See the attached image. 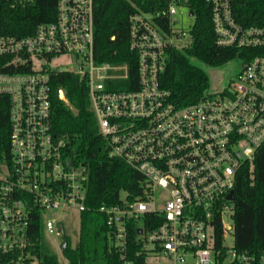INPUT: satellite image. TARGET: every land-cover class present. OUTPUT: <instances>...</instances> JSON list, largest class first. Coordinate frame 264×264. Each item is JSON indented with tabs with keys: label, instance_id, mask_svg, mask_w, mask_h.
I'll return each mask as SVG.
<instances>
[{
	"label": "built area",
	"instance_id": "1",
	"mask_svg": "<svg viewBox=\"0 0 264 264\" xmlns=\"http://www.w3.org/2000/svg\"><path fill=\"white\" fill-rule=\"evenodd\" d=\"M159 1V8L128 17L134 80L127 63L95 59L93 0H58L55 19L32 35H0V66L20 69L0 72L10 155L0 168V264H37L33 217L43 218L45 235L62 238L58 213L89 210L87 170L72 163L52 131V72L85 80L108 156L143 177L141 196L130 201L124 193L118 203L98 208L121 264H133L125 257L131 228H137L135 255L146 264H264V249L257 255L234 249L233 201L227 199L239 169L252 164L264 143V25L238 23L232 0H207L215 45L244 51L247 59L239 60L226 87L176 106L160 76L167 51L191 43L194 15L187 0ZM57 58H67L69 68L52 66ZM58 98L66 100L62 89ZM153 214L160 222L149 219L153 226L145 228L143 218Z\"/></svg>",
	"mask_w": 264,
	"mask_h": 264
},
{
	"label": "trees",
	"instance_id": "2",
	"mask_svg": "<svg viewBox=\"0 0 264 264\" xmlns=\"http://www.w3.org/2000/svg\"><path fill=\"white\" fill-rule=\"evenodd\" d=\"M58 0H0V35L17 38L33 34L40 23L55 19ZM159 0H93L94 54L98 62L127 63L134 80L135 65L128 46V17L136 9L148 11L160 7ZM194 19L189 31L191 43L167 51L166 64L160 84L170 91L176 106L192 104L204 97L209 88L205 67L214 69L225 62L246 60L244 51L215 45L211 22V5L207 0H187ZM235 20L244 25H264V0H232ZM111 37H114L111 40ZM4 59L0 57L1 61ZM0 66V72H17ZM24 72L31 71L25 67ZM51 122L52 131L63 139L65 155L74 164H82L88 173L86 204L89 210L79 213V231L72 247L69 238L62 250L68 264H121V252L111 245L112 235L106 225V216L98 212L100 206L118 203L127 193L130 201L141 196L143 177L123 161L108 156L96 118L90 108L88 87L84 79L69 72H52ZM129 88V87H128ZM62 89L65 101L58 98ZM117 89V88H116ZM126 89V86L118 87ZM9 103L0 99V168L10 164ZM233 244L237 252L259 254L264 249V143L258 148L252 164L239 169L233 188ZM160 222L158 215L143 218L145 228ZM32 253L37 264H58L57 255L50 249L44 230L43 218L35 216L29 231ZM137 228L129 230V247L125 257L133 264H146L145 256H136L132 243Z\"/></svg>",
	"mask_w": 264,
	"mask_h": 264
},
{
	"label": "rangeland",
	"instance_id": "3",
	"mask_svg": "<svg viewBox=\"0 0 264 264\" xmlns=\"http://www.w3.org/2000/svg\"><path fill=\"white\" fill-rule=\"evenodd\" d=\"M192 22V18L185 20V25ZM52 66H59V68H69V60L67 58H57L51 63ZM240 66L239 60L231 59L224 64L215 67L214 69H209L205 67L208 79L210 94L221 90L226 87L230 80L234 77L235 73L238 71ZM55 215V214H54ZM61 224L63 225L64 235L69 238L70 245L73 247L78 239L79 231V215L76 211L67 210L65 212L58 213ZM46 241L50 249L57 255L58 264H68L67 259L63 256L60 245L63 238L55 237V235H46ZM226 245H231V240L226 241Z\"/></svg>",
	"mask_w": 264,
	"mask_h": 264
},
{
	"label": "water",
	"instance_id": "4",
	"mask_svg": "<svg viewBox=\"0 0 264 264\" xmlns=\"http://www.w3.org/2000/svg\"><path fill=\"white\" fill-rule=\"evenodd\" d=\"M189 15L190 16L193 15V12L191 10L189 11ZM227 199L229 201H233L234 200V192L233 191H230L229 192V194L227 195ZM59 228H60V230L62 232V225H59ZM66 247H67V241L66 240H63L62 243H61V245H60V249L61 250H64V249H66Z\"/></svg>",
	"mask_w": 264,
	"mask_h": 264
}]
</instances>
